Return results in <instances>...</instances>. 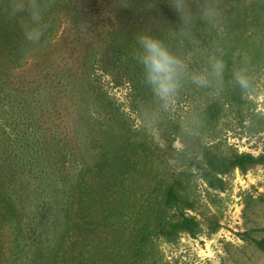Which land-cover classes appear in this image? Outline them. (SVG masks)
<instances>
[{
  "label": "trees",
  "instance_id": "16d2710c",
  "mask_svg": "<svg viewBox=\"0 0 264 264\" xmlns=\"http://www.w3.org/2000/svg\"><path fill=\"white\" fill-rule=\"evenodd\" d=\"M12 2L0 0V264H94L88 256L117 241L113 235L102 243L96 212H85L97 196L94 181L116 171L118 157L136 143L119 107L92 76L96 69L119 70L133 90L147 89L133 59L136 37H168L179 19L169 0H54L45 14L50 25L45 42L35 48L21 28L27 13L12 15ZM204 2L190 0L193 12ZM208 2L218 6V25L224 29L218 44L227 58L240 52L264 56V0ZM247 26L252 33L243 41ZM211 28L197 15L194 38L184 41V51L194 41L207 44ZM217 113L212 100L201 118L211 124ZM193 150L195 168L213 190H224V177L234 170L264 166V153H222L201 144ZM175 188L171 183L164 189L134 246H144L152 232L167 242L182 233L195 235L196 218L183 212L193 205ZM168 208L179 210L172 221L162 217ZM110 217L104 220L112 222ZM240 235L264 254V238ZM138 253L123 252L125 264H139Z\"/></svg>",
  "mask_w": 264,
  "mask_h": 264
},
{
  "label": "rangeland",
  "instance_id": "374dc122",
  "mask_svg": "<svg viewBox=\"0 0 264 264\" xmlns=\"http://www.w3.org/2000/svg\"><path fill=\"white\" fill-rule=\"evenodd\" d=\"M223 31L221 25L212 27L207 33V44L194 41L192 48L185 50L192 59V69L205 66L214 44L222 48L218 41ZM244 32L243 41L252 31L247 26ZM63 36L67 38L69 31ZM60 42L61 39L55 49H59ZM241 57H246L243 52L230 58L225 54L229 70L225 74V91L218 98L211 97L208 90L188 85L176 107L166 114L154 106L148 89L133 90L129 78L119 70L94 71V84L119 107L136 143L134 150L118 157L116 171H106L94 181L97 196L85 212L90 216L96 212L94 222L102 243L114 240L113 235L117 239L114 245H105L88 256L94 264H125L123 252L133 250H139V264H264V254L240 235L246 232L251 238H264V166L243 173L230 172L224 177L222 191L209 188L195 168L196 144L222 153H264V115H258L264 102L242 98L239 89L227 83L233 62H239ZM247 58L252 61L258 83L264 87V56ZM230 89L236 92L233 94ZM212 100L217 102L218 115L215 122L206 124L201 112ZM181 144L185 145L184 152L177 151ZM171 183H175L182 199L192 203V209L183 212L196 218L197 232L194 236L182 233L173 242L152 232L144 246H134L143 220L151 217L152 206L160 203L164 189ZM178 212L168 208L162 217L172 221ZM108 217L112 222L104 220Z\"/></svg>",
  "mask_w": 264,
  "mask_h": 264
},
{
  "label": "clouds",
  "instance_id": "9594fccd",
  "mask_svg": "<svg viewBox=\"0 0 264 264\" xmlns=\"http://www.w3.org/2000/svg\"><path fill=\"white\" fill-rule=\"evenodd\" d=\"M53 3L54 0H13L12 15L27 13V18L21 20V28L28 45L43 46L50 27L45 14ZM169 5L176 12L179 24L169 29V36L165 38L139 34L133 51V59L142 69V84L151 93L153 104L161 114L176 107L188 85L208 90L211 97L218 98L225 91V74L229 70L223 49L215 44L206 56L205 66L197 70L191 68L192 59L184 51V41L191 42L194 38L196 16L216 27L219 23L218 6L205 0L198 13H194L190 0H169ZM227 83L238 88L242 98L264 102V87L258 83L250 58L241 57L239 62H233L231 79ZM258 115H264V106L259 107ZM177 151L184 152L185 145L181 144Z\"/></svg>",
  "mask_w": 264,
  "mask_h": 264
}]
</instances>
